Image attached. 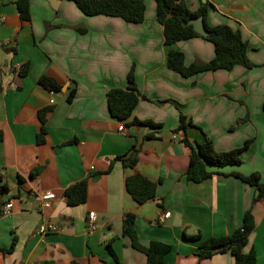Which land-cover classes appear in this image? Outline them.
Wrapping results in <instances>:
<instances>
[{"label":"crops","instance_id":"crops-1","mask_svg":"<svg viewBox=\"0 0 264 264\" xmlns=\"http://www.w3.org/2000/svg\"><path fill=\"white\" fill-rule=\"evenodd\" d=\"M16 1L0 0V42L10 40L0 47V175L9 187L0 193V249L10 248L16 238L12 253L0 251V264H117L109 243L120 264H146V256L123 236L127 214L136 216L141 245L170 246L164 264H234L231 253L201 260V243L232 235L250 209L255 230L249 247H254L258 264H264V200L254 202L253 187L222 175L259 172L264 183V0L206 2L208 25L239 31L257 67L237 66L189 78L168 68V53L182 52L186 65L207 63L215 57V46L201 38L167 46L156 0H146L141 24L89 17L68 0H60L57 10L49 0H31V20L23 22ZM185 2L192 12L203 4ZM25 64L29 72L22 77L19 72ZM132 67L143 98L132 117L121 122L111 116L107 95L111 89L127 87ZM42 76L55 79L61 91L41 87ZM73 89L76 95L69 103ZM49 107L45 142L39 144V113ZM181 114L192 125L186 132H175ZM134 119L162 127H128ZM121 124L126 133L119 132ZM186 138L194 148L209 138L218 152L252 143L242 153L241 165L209 167L220 174L193 183L185 177L192 154ZM134 150L135 167L115 161L111 172L104 174L116 158ZM135 175L157 184L154 199L138 204L127 192L125 181ZM85 179L87 201L70 207L67 188ZM43 193L56 194L50 209L41 208ZM9 203L12 213L4 216ZM92 212L96 230L89 234ZM168 212L171 216L159 225V215ZM44 223L58 230L37 235Z\"/></svg>","mask_w":264,"mask_h":264},{"label":"trees","instance_id":"trees-1","mask_svg":"<svg viewBox=\"0 0 264 264\" xmlns=\"http://www.w3.org/2000/svg\"><path fill=\"white\" fill-rule=\"evenodd\" d=\"M74 2L77 7L89 17L107 16L112 18H120L128 23L141 24L145 21L146 14V0H68ZM31 0H17L16 6L19 17L23 22L31 20L30 13ZM157 21L164 27V42L167 46H171L182 40H189L193 38H201L211 42L215 46V57L207 63H193L186 65L185 55L182 52L170 51L168 53L167 65L168 68L174 72L179 73L183 77L189 78L196 74L207 71L226 70L232 71L235 67L241 66L246 69H253L257 67L248 57V43L243 39L239 31L233 30L228 25H219L211 27L207 23V16L209 11V4L203 3L197 12H192L185 0H156ZM203 18L207 37H203L194 31L190 21L196 18ZM47 30L51 26L47 24ZM80 32L85 33L86 30L79 29ZM29 72V64H25L20 69V76H27ZM128 85L126 88H114L108 92V107L111 116L121 122H125L133 115L141 98L139 93L135 69L131 68L128 74ZM38 84L52 93H59L62 86L53 78L42 76ZM76 95V89H73L67 100L69 103L73 101ZM52 108H46L39 113L41 121V129L38 135V143L45 142L46 117ZM264 110V104H263ZM192 125V121L188 123ZM187 117L184 114L180 115L179 127L175 130H187ZM128 127H151L159 129L161 124H156L152 121H139L134 119L127 123ZM3 136L0 133V142ZM185 144L192 149L190 155L189 166L185 177L188 181L193 183H202L211 179L219 172H212L209 167L225 168L235 167L243 163L242 153L246 151L252 143L248 140L245 144L237 149L218 152L215 149L214 143L211 139L206 138L203 143H197L195 148L186 138ZM138 152L134 150L129 153L127 157H118L110 165L108 171L111 172L115 161H122L125 167L133 168L138 163ZM39 170H34L31 177H35ZM224 176H232L239 179L244 184L253 187L256 192L254 202L264 200V183L259 172H254L248 175L234 172L230 174H222ZM127 192L133 197L138 204H143L148 200L154 199L157 194V184L148 180L142 175H135L128 177L125 181ZM89 180L85 179L75 183L67 188L65 196L67 204L70 207H77L84 204L88 197ZM9 191L7 182L0 175V193L4 194ZM136 216L127 214L123 222V236L130 239L133 249L143 253L146 258V264H164V257L169 252L170 246L154 242L149 247H144L139 241V236L136 230ZM255 230V219L252 210H248L244 214L243 223L232 235L215 237L204 240L201 243L199 258L201 260L210 259L216 253H231L235 258L234 264H258L257 254L254 247H249V238ZM16 245V238L8 249H0L4 254L13 252ZM111 253L117 260L111 243L108 245ZM70 264H80L77 261H72Z\"/></svg>","mask_w":264,"mask_h":264},{"label":"built area","instance_id":"built-area-1","mask_svg":"<svg viewBox=\"0 0 264 264\" xmlns=\"http://www.w3.org/2000/svg\"><path fill=\"white\" fill-rule=\"evenodd\" d=\"M6 44H10V40H6V41H3V42H0V47L4 46ZM50 104L53 105L54 101H50ZM119 132H121V133H126L127 132V128H126V126L124 124H121L119 126ZM55 199H56V194L55 193H43V194L39 195L41 208L43 210L50 209L52 207V204H53ZM12 208H13V204L12 203H9V204L5 205L2 214L4 216L11 215ZM170 216H171V213H169V212L165 213L163 215H159V217L157 218V223L159 225L164 224L166 222V220ZM57 230H58V227L55 226L54 224L44 223L39 228V231L37 232V235L43 236V235H46L49 232H55ZM95 230H96V218H95V213L92 212V213L89 214V218H88V222H87V231H88L89 234H92V233H94Z\"/></svg>","mask_w":264,"mask_h":264},{"label":"water","instance_id":"water-1","mask_svg":"<svg viewBox=\"0 0 264 264\" xmlns=\"http://www.w3.org/2000/svg\"><path fill=\"white\" fill-rule=\"evenodd\" d=\"M49 1L53 9L57 10L60 0H49ZM202 2L206 3L207 0H202ZM190 24L193 26L194 31L197 32L199 35L203 37L208 36V32L206 30L203 18L199 17V18L193 19L190 21Z\"/></svg>","mask_w":264,"mask_h":264}]
</instances>
